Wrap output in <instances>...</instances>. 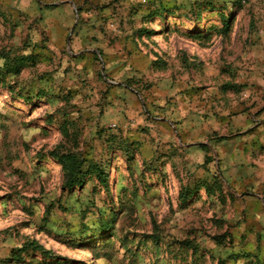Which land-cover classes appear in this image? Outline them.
<instances>
[{
    "label": "rangeland",
    "instance_id": "rangeland-1",
    "mask_svg": "<svg viewBox=\"0 0 264 264\" xmlns=\"http://www.w3.org/2000/svg\"><path fill=\"white\" fill-rule=\"evenodd\" d=\"M58 262L264 264V0H0V264Z\"/></svg>",
    "mask_w": 264,
    "mask_h": 264
},
{
    "label": "trees",
    "instance_id": "trees-1",
    "mask_svg": "<svg viewBox=\"0 0 264 264\" xmlns=\"http://www.w3.org/2000/svg\"><path fill=\"white\" fill-rule=\"evenodd\" d=\"M61 164H63L65 170H66V175L68 177L69 182H76V180L79 178V174L81 173V165H82V161L79 160V158L76 155H66L65 157H63V160H61ZM30 248L32 247V249H35V251H39V252H44L45 254H47V252L44 251V249L36 244L33 243L31 245H27L25 246V248ZM27 251V250H26ZM58 264H61L60 262H58Z\"/></svg>",
    "mask_w": 264,
    "mask_h": 264
}]
</instances>
